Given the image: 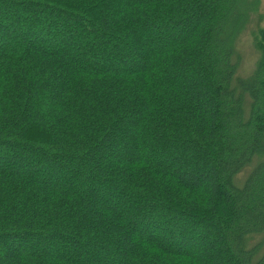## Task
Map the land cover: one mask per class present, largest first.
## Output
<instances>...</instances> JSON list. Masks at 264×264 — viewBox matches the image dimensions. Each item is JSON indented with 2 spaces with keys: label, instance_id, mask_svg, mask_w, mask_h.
<instances>
[{
  "label": "trees",
  "instance_id": "1",
  "mask_svg": "<svg viewBox=\"0 0 264 264\" xmlns=\"http://www.w3.org/2000/svg\"><path fill=\"white\" fill-rule=\"evenodd\" d=\"M260 3L0 0V264H264Z\"/></svg>",
  "mask_w": 264,
  "mask_h": 264
},
{
  "label": "rangeland",
  "instance_id": "2",
  "mask_svg": "<svg viewBox=\"0 0 264 264\" xmlns=\"http://www.w3.org/2000/svg\"><path fill=\"white\" fill-rule=\"evenodd\" d=\"M258 14L260 15L261 19L252 23L251 26L254 28L253 31L257 30L258 28L264 29V0H261ZM239 51L242 57L240 75L242 77H247L248 74L253 70L254 64L258 58V54L255 50L253 34L250 35L249 32H247L246 36L243 37L242 42L239 45Z\"/></svg>",
  "mask_w": 264,
  "mask_h": 264
}]
</instances>
